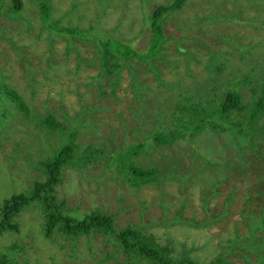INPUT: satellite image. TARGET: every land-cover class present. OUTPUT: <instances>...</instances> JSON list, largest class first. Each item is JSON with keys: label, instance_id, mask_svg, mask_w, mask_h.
I'll return each mask as SVG.
<instances>
[{"label": "rangeland", "instance_id": "obj_1", "mask_svg": "<svg viewBox=\"0 0 264 264\" xmlns=\"http://www.w3.org/2000/svg\"><path fill=\"white\" fill-rule=\"evenodd\" d=\"M22 1V10L15 13L13 0H0V78L23 97L30 114L53 115L58 119L63 111L73 116L94 103L98 108L89 117L94 118L95 128L89 126L81 130L79 136L86 151L75 155L91 152L92 157L77 159L67 166L61 183L51 192L56 197V205L63 199L66 201L65 216L83 217L100 207L101 211H109L114 216L117 226H139L147 236L155 235L153 244L165 260L172 248L175 258L190 257L198 264H216L218 256L226 259L224 264H252L250 258L240 253L248 247L245 243V238L250 236L247 222L253 212L258 213L264 205L250 203L241 212L248 194V188L241 183L239 197L230 203L228 210L223 211L220 204L215 205L224 194L209 184L217 178H207V171L219 167L209 159L224 162L232 150L231 146L223 147L228 138L219 131L198 134L200 141L196 143L193 138L183 140L177 136L172 144L160 145L157 150L153 148L149 158H145L148 154L137 152V156L127 159L138 168L150 166L154 160L161 174V166L164 169V165L169 167L172 163L178 166L171 167L177 173V180L169 177L168 182L175 185L167 187L165 195H161L152 182L135 189L138 185L133 186V179L121 171L114 172L111 167L107 170L110 161L106 158L116 149L107 146L125 144L124 147H129L144 141L145 134L178 128L188 113L182 106L196 101L192 91L201 97L217 87L215 97L220 99L224 91L232 88L238 90L242 100L250 106L259 94L253 91L264 84V0H188L179 10L162 16L166 41L158 55L153 60L130 58L124 61L127 66L122 69L120 84L116 86V77L110 72L101 75L102 67L97 66L102 63V52L95 40L96 32L130 42L135 49L145 51L152 36L147 16L156 5L173 0H106L104 4L101 0H77L80 3L74 5L73 0ZM42 3L52 6V19L62 17L70 9L71 13L63 16V24L90 31L92 37L82 39L64 33L53 34L42 19ZM216 58L220 61L217 72L213 70ZM151 62L155 63L154 68ZM138 65L145 68L137 70V76L150 86L147 96L143 94L144 101H139L129 87L133 70ZM110 70L116 72L115 67ZM210 76H218V80L208 79ZM138 96L141 97L139 93ZM0 105L11 110L0 112V121L9 120L4 122V127L0 124V135L1 128L6 131L13 126L12 134L26 138L23 143L32 140L38 149H47L46 138L49 143L60 145L62 142L59 130L29 125L40 137L35 141L26 131L21 134L17 121L22 118L21 111L10 99L0 98ZM159 117L163 118L162 127L158 124L161 122L156 121ZM178 117H182V123H178ZM259 122L264 129V117ZM96 129L102 133L97 134ZM202 129L186 128L189 134ZM7 142L6 146H2L4 143L0 146V203L14 193L33 192L38 182H47L42 166L38 162L25 166L23 156L13 152L15 143ZM148 143L150 146V140ZM257 143L264 146V138L259 133L256 142L254 138L247 147L254 149ZM211 144L214 149L207 154ZM91 145L98 150H93ZM102 146L106 147L103 152ZM259 149L264 152L261 145ZM31 150L29 146L26 151ZM47 152L50 154L49 150ZM36 155L41 154L37 152ZM221 172L225 174L224 170ZM185 173L189 174L188 180H180ZM225 175L222 176L224 180ZM225 184L219 186L223 188ZM251 184L248 181V185ZM206 188L213 190L217 198L209 199L203 209L201 195ZM82 189L87 191L80 192ZM252 190L259 191L257 187ZM140 203L147 208L144 213H141L144 207L141 208ZM181 203H185L183 214H179ZM44 209L39 202H34L33 207H26L18 217L19 231L1 232L0 252L10 261L14 264H115L114 258L104 259L106 253L115 250V244L106 243L105 237L99 234L79 238L74 248L72 241L57 231L52 238H45ZM165 215L168 218H164ZM179 220L184 222L179 223ZM263 236L264 230H258L257 237ZM152 256L160 261L154 254ZM118 257L125 260L122 253Z\"/></svg>", "mask_w": 264, "mask_h": 264}, {"label": "trees", "instance_id": "obj_2", "mask_svg": "<svg viewBox=\"0 0 264 264\" xmlns=\"http://www.w3.org/2000/svg\"><path fill=\"white\" fill-rule=\"evenodd\" d=\"M101 1L102 4L106 2V0ZM186 1L187 0H173L172 2L155 6L152 14L147 16V25H149L152 36L149 48L145 51L135 49L130 42L118 41L113 38L102 36V34L97 31L95 34L97 36L95 40L97 39V42L101 47L100 51L102 52V63L97 64L98 67H102L100 74L102 75L104 72H110L113 74L114 77H116L114 80V86H116L120 84L122 69L127 66V64H123L124 61L129 60L130 58L153 60L161 51L163 43L166 41V34L161 21L162 16L179 10ZM73 2V5L80 3L77 2V0H73ZM12 4V9L15 13H19L23 8L22 0H13ZM51 10V5L42 3V19L53 34L64 33L70 35L71 37L82 39L92 37L90 31L80 29L78 26H65L63 24V19L65 18L63 16L66 14L69 15L71 13L70 9H68V12L62 15V17L56 19L51 18ZM149 64H151V67H155L154 62ZM214 66L213 70L217 72V69L220 68L219 59L216 58ZM112 67H115L116 72L110 70ZM137 67L138 68L133 70L135 73L132 74L133 76L130 79L129 87L133 89V92H135V96L139 101H144V98L146 97L143 98V96H147L146 91L147 89H150V86L144 79L137 76L139 73L137 70L145 67L142 65H138ZM210 67L213 68L212 65ZM145 71H147V68ZM208 79L218 80V76H210ZM166 84L171 85L170 83ZM224 86L228 87L227 84ZM101 88L103 87L101 86ZM224 92V97L218 99L215 97L216 93H218L217 87L213 88L208 95H200L201 97H198V94H194L192 91L191 94H193L195 100L198 101H195V103H186L182 106V109L188 113L184 117L186 118L184 120L185 122L183 124H179L178 128H167L163 131L159 130V134L157 132L145 134L144 136L147 137L143 139L144 141L132 144V146L129 147H124L125 144H119L120 147H116V145L107 146L108 148H116L115 150H119V152H110L107 156L106 159L110 161V164L107 165V170L111 167L114 172L121 171L124 175L133 179V186L136 187L138 185L135 189H138L139 186L143 185V183H155L154 187L156 189L158 188L162 195H165L167 188L166 182H168L169 177L172 176L174 177V180H177V173L172 171L171 167L177 168L178 166L173 163L170 164L171 166L169 167L164 165L166 169L161 166L163 171L161 174L158 167L154 166V160H151L152 164L150 166L138 168L128 163L127 159H132L137 156L135 155L137 152L148 154L145 158H149L153 148L157 150V147L160 145L167 146V144H172V142L176 140L177 136L181 137L183 140L193 138L196 143L200 141L198 139V134H202L204 131H219L228 138V141L223 144V147L231 146L232 150L227 153V156L224 155L226 162H214L209 159V162L219 165V167H216L213 170L209 169L207 171L209 172V175L206 174V177L217 178L215 182H211L209 184H211L216 190L217 188L220 189L224 194L220 201L217 200L214 202L215 205L220 204L221 207L219 205V208L223 211L228 210L230 203L235 202L239 197V183L248 188V194L245 197V205L241 212H244V209H246L250 203L257 206H259V204L264 205V163H261L264 158V152H261L259 145H261V149L264 146L261 143H257V147L254 149L247 147V145L254 138L256 142L258 133L262 138H264V129L260 126L261 123L259 122L260 119L264 117V84L263 86H260L259 89H255V91H253L254 93L259 94L250 106L242 100L241 93L238 90L235 91L234 89L229 88ZM138 93L141 97L138 96ZM0 98H3V100L10 99V101L16 105L17 109L21 111L22 118L17 120L21 134H23L22 132L25 126L30 125L31 127L36 128L41 127L50 130H59L62 132L63 138L60 145L55 144V142L49 143L48 138H46L47 149H38L36 148L34 142L30 139L32 138L35 141L39 139L37 136L29 135L31 142L23 143L26 138H17L10 132V130L13 129V126L10 127V130L6 131H3L1 128L0 146L3 143L4 144L2 146H6L8 140L13 141L15 143L13 152L23 156V164L25 166L26 164L31 166L34 162H38L45 172L47 182H38L36 183V187L33 192H20L19 194L14 193L9 198H5L4 202H1L2 204L0 203V210L2 212L0 213V234H2L1 232L3 230H11L12 232L17 230L19 231L20 224L18 217L22 211L26 207H33L34 202H39L40 205L45 208L43 211V214H45L43 234L47 239L52 238V235L57 231L64 236L65 239L72 241V246L74 248L77 245L79 238L99 234L105 237L106 243L110 241L115 244V250L104 255V259L108 257L114 258L115 264H138V262L142 261H147L150 264H198L190 257L184 259L175 258L172 256V248H169V257L165 260V257H163V255L159 252L160 250L157 245L153 244L155 235L150 234L147 236L148 233L142 232L140 229L141 227L139 226H128L125 228L117 226V224H115L114 216L109 214V211H101L100 207H95L83 217H67L65 216L66 201L63 199L59 205L54 203L56 197L55 195H52L51 192H53L54 189L61 183L64 169L75 163L77 159L82 160L84 158V155H80L78 157L75 155H77L81 150L86 151L83 144L79 141V136H81L82 133L81 130L89 128V126H93L95 128L93 124L94 118H89L94 111L98 110L95 103L93 106L90 105L81 111L75 112L73 116H70L67 111H63L58 119L53 115L46 117V115L30 114L27 110L23 97L10 83L3 81L1 78ZM159 107L161 108L160 105ZM132 110L134 109L132 108ZM2 111L10 112L11 110L0 105V112ZM135 116L138 118V114ZM5 121L9 122L8 119H2V121H0L2 127L6 125L4 124ZM156 121L161 122L158 124H161L159 126L162 127L163 118L159 117ZM179 122L182 123V117H178V123ZM202 127L203 129L201 131L193 134L187 133L186 130V128L197 129ZM96 132L97 134L102 133L97 129ZM252 136L254 137L251 138ZM66 138L68 139L67 142H65ZM148 140H150V146ZM29 146H32L31 152L26 151ZM42 148L45 147L43 146ZM92 148L93 150H98V148L93 146ZM103 149H106V147L102 146L101 152H103ZM213 149L214 147L211 144L208 147L207 154H209L210 151H213ZM47 150L50 151V154H48ZM37 152L41 154L39 157L36 155ZM91 157V152L86 153V159H90ZM258 161H260L259 165L257 164ZM221 170H224L226 175L223 174ZM161 175L163 178L160 177ZM223 175H225V180L222 178ZM188 178L189 174L185 173L180 180H188ZM219 178H221V180H218ZM248 181H251L253 184L248 185ZM223 182L226 184L223 188H221L219 185H223ZM172 185H175V183H167V186ZM253 187H257V190H259L258 193H255L252 190ZM86 191V189H82L80 192ZM212 197L217 198L215 192L206 188L201 195L203 209L207 207L209 203L208 200L212 199ZM139 206L143 208L145 205L140 203ZM184 208L185 203H181L179 205V214H183ZM146 210L147 208L144 207L141 209V213H144ZM164 218H168V216L165 215ZM190 221L192 222V220ZM183 222L184 220H179V223ZM263 224L264 207L258 213L253 212L250 216L247 222L250 236L245 238V243L248 247L245 248L246 250L244 253H240L250 258L252 264H264V236L261 238L257 237L258 230H264ZM203 226L208 225L204 224ZM202 227H199L198 229H202ZM149 243L152 244L150 245ZM62 247H64V244H62ZM121 253L124 255L125 260H121L118 257ZM152 254L157 256L160 261L154 259ZM240 257L241 255H239V259ZM225 262L226 259L223 256L217 257L216 264H224ZM0 264H14V262H12V260L10 261L4 253L0 252Z\"/></svg>", "mask_w": 264, "mask_h": 264}, {"label": "water", "instance_id": "obj_3", "mask_svg": "<svg viewBox=\"0 0 264 264\" xmlns=\"http://www.w3.org/2000/svg\"><path fill=\"white\" fill-rule=\"evenodd\" d=\"M24 131H26V134H27V135H30V136H37V138H40L39 135L33 133V132L30 130V126H29V125L25 126L23 132H24ZM89 196H92L91 193H89ZM93 198H94V196H93Z\"/></svg>", "mask_w": 264, "mask_h": 264}, {"label": "clouds", "instance_id": "obj_4", "mask_svg": "<svg viewBox=\"0 0 264 264\" xmlns=\"http://www.w3.org/2000/svg\"><path fill=\"white\" fill-rule=\"evenodd\" d=\"M188 1V0H187ZM186 1V2H187ZM185 2V3H186ZM110 146H113V145H110ZM110 149H112V150H114L113 148H110ZM114 152H119V150H115ZM84 158L82 159V160H86V154L83 156ZM79 161H81V160H79ZM62 192V191H61ZM2 202V201H1ZM4 202V201H3Z\"/></svg>", "mask_w": 264, "mask_h": 264}, {"label": "flooded vegetation", "instance_id": "obj_5", "mask_svg": "<svg viewBox=\"0 0 264 264\" xmlns=\"http://www.w3.org/2000/svg\"><path fill=\"white\" fill-rule=\"evenodd\" d=\"M167 183H169V182H166V187H170V186H167ZM161 195H162V193H161Z\"/></svg>", "mask_w": 264, "mask_h": 264}, {"label": "bare ground", "instance_id": "obj_6", "mask_svg": "<svg viewBox=\"0 0 264 264\" xmlns=\"http://www.w3.org/2000/svg\"><path fill=\"white\" fill-rule=\"evenodd\" d=\"M43 203V202H42ZM5 204V203H4ZM19 207V206H18ZM48 229V228H47Z\"/></svg>", "mask_w": 264, "mask_h": 264}]
</instances>
